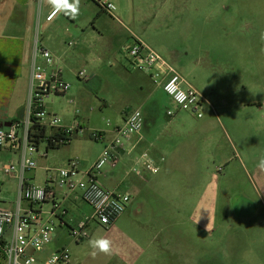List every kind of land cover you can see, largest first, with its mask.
Segmentation results:
<instances>
[{"label": "rangeland", "instance_id": "374dc122", "mask_svg": "<svg viewBox=\"0 0 264 264\" xmlns=\"http://www.w3.org/2000/svg\"><path fill=\"white\" fill-rule=\"evenodd\" d=\"M109 1L117 19L86 1L92 21L95 12L100 19L89 25L80 53L68 45L75 38L65 39L60 63L69 90L43 97L45 110L59 119L77 111L82 129L66 144L48 149L46 158L34 155L36 168L24 177L41 185L43 167H62L69 158L92 164L108 144L94 141L92 132H108L120 124L121 115L141 109L147 100L156 108L151 109L156 119L153 148H159L165 161L148 184L137 180L138 188L122 185L116 190L128 194L125 215L134 214L137 221L106 239L112 247L128 250L135 244L133 231L148 228L151 240L139 249L142 264H264V168L259 166L264 155V0ZM56 26L45 33L36 24L32 33L64 37L63 28ZM132 35L206 99L201 117L175 109L160 87L153 91L147 75L126 66L123 48ZM81 71L83 77L78 76ZM167 109L172 117H166ZM147 120L152 121L149 112ZM108 134V139L114 136ZM44 150L40 144L39 153ZM13 158L15 163L17 156ZM4 163L8 159L0 153V169ZM46 174L53 177L52 171ZM9 178L0 170V209L12 208L17 197V180ZM74 214L89 217L91 210L80 202ZM111 229L90 219L86 239L74 240L65 228L43 252L48 255L63 244L67 264H80L73 258L81 264H111L104 253L93 256L88 244Z\"/></svg>", "mask_w": 264, "mask_h": 264}, {"label": "built area", "instance_id": "2783aa9c", "mask_svg": "<svg viewBox=\"0 0 264 264\" xmlns=\"http://www.w3.org/2000/svg\"><path fill=\"white\" fill-rule=\"evenodd\" d=\"M100 9L115 18V7L109 0H92ZM40 4V1L38 2ZM52 9L45 16L50 21L56 15ZM132 42L123 48L125 62L129 69L140 71L148 76L150 81L170 98L175 109L187 111L196 117H201V109L208 105L206 99L192 87L176 69L150 48L140 38L132 35ZM83 77V72L78 73ZM69 90V83L61 78V70L55 63L52 54L43 48L35 33L32 43L26 110L24 118L0 127V149L7 144H13L17 150V161L2 165L4 175L15 178L18 182L17 197L10 209H0V241L5 264H67L68 251L60 248L51 251L43 261L37 259L52 241L54 229V210H34L41 208L47 201H53L54 193L41 185L30 183L24 177L28 171L36 168L34 155L45 157V152L39 153L37 143L30 136L32 119L40 126L60 130L65 136L78 134L82 129L80 122L74 120L64 125L55 114L48 113L43 106V97L49 94L64 95ZM166 115L172 117L174 112L167 110ZM143 117L139 107L126 113L122 123L113 130L114 136L99 154L96 161L86 169H82L75 158L68 159L62 167L50 170L57 187L63 188L66 194L78 192L81 200L91 209V214L70 230L71 237L76 241L87 238L85 227L87 221L95 220L98 225L108 228L123 214L130 198L103 187L97 180L102 168L109 164L111 167L119 162V149L122 142H127L142 130ZM103 131H93L91 138L96 141L103 139ZM46 139H43V143ZM61 143L60 145H62ZM140 179L146 175L159 172V160L152 158L147 152H141L133 157L128 169ZM26 203L27 207L23 204ZM6 232H9L5 238Z\"/></svg>", "mask_w": 264, "mask_h": 264}, {"label": "crops", "instance_id": "0c3cea01", "mask_svg": "<svg viewBox=\"0 0 264 264\" xmlns=\"http://www.w3.org/2000/svg\"><path fill=\"white\" fill-rule=\"evenodd\" d=\"M39 1L40 4L38 3ZM86 1L87 0H80L79 14L75 19H73L69 15H65L63 12H57L52 20L46 21V14H48L53 9L51 5L47 4L46 0H0V124L9 125V123L11 122L20 121L24 118L26 110L29 62L34 38L32 28L37 24L39 25V28H41V30L45 33L50 30H54V28L57 27V24L60 25L61 28H63L64 37H60L62 35L61 33L57 32V34H55L52 32V34L50 35H43L39 38L41 46L52 54L55 63L61 70L62 67L60 62L66 51L63 49L65 39L67 37H71L72 40L75 38V41H69L68 45H71L75 49V52L80 53L81 51H83V48L81 47L87 42L86 37L89 33V25L92 24V22L93 24L97 23V21L100 19L98 14H96L95 12L96 20L92 21L93 13H91V8H88V4ZM100 11L106 13L101 9ZM114 19L117 18L115 17ZM62 74L63 71L61 70V78L63 79ZM156 89L157 88L155 86L153 88V91H155ZM147 103H149V101L147 100L144 101V103H141V112L143 117L141 132L138 135L133 136L130 141L122 142V145L118 151L119 162L113 167H111L109 164L105 165L104 170H101L100 175L97 177L98 182L103 187L114 191H116L122 185H124L127 189H132L133 187L138 188V181L148 184L152 179H155L157 174L159 173L158 172L153 175H146L145 179L143 180L128 171L133 157L140 154L141 152H147L152 158L159 160V171L160 162L162 164L165 161L164 155L159 151V148L156 146L153 148V142L156 138L154 131L156 119L151 109L155 107L147 105ZM169 103H171V100ZM148 112L152 117V121L147 120ZM48 113L52 114L53 111H48ZM77 114V111H75L74 116L70 118H66L65 116H63V118L60 120L62 124L69 125L75 120ZM125 116V113L121 115L120 124L122 123ZM120 124L116 125L111 130H108V132L103 131V140H105L106 142L109 141L111 138H107V135H110L108 133H113V130ZM148 125L149 128L147 127ZM76 135L77 134H74L72 139L74 137L76 138ZM40 144L45 145V143L43 142ZM44 152L47 155V151L44 150ZM0 153H4L5 158L8 159V163H14L13 156H17V150L13 144H7L3 149H0ZM46 155L44 158H46ZM118 164H120L119 170L117 169ZM80 165L82 169H86L91 164L86 165L85 163H82L80 161ZM43 169L45 172V177L43 183H41V186L52 190L54 193V199L53 201L44 202L41 208L36 207L33 209H41L43 211L54 210L53 221L54 225L56 223L58 228L54 227L53 229L51 241L53 242L54 240H59L61 238V235L64 232L65 228L69 229L68 233L70 235L71 228L75 227L78 222L83 220L82 216L84 215L81 214L80 216H76L74 214V210L78 209V204L80 202H84L81 200L78 192L66 194L63 188L57 187L50 176L46 174L48 168L43 167ZM9 179L16 180L15 178ZM26 180L32 183L31 176L27 177ZM123 180H127V182L123 183ZM103 181H106V184L108 183L111 187L105 185ZM1 187H3L2 182L0 183V191ZM129 203L127 204V206L129 205ZM23 206L27 207L26 203H24ZM126 209L127 208H125L123 214L116 220V222L110 226L112 227V229L102 236L103 238L117 237V232H119L120 230L119 228H133L132 226L136 224L137 218L134 214L129 213L125 215ZM196 218L198 219L199 216H196ZM144 224H146V222ZM116 225L117 230L115 231L114 229ZM120 233L123 234L122 230H120ZM8 234L9 232H6L5 238L8 236ZM133 234L135 236L134 246L130 247L127 250L126 248L120 247L117 244L115 247H112V251L110 254H106V262L109 261L111 264H142V258L140 257L141 251H139V249L141 248V244L146 243L147 240L148 243L150 242L151 232L148 228L142 227L134 230ZM164 247L165 246L160 245V249H163ZM60 248L65 247L63 246V244H60L54 250ZM36 256L39 261H43L46 254L42 252L37 254ZM73 260L74 262H78L80 264L82 261H78L74 258ZM149 261L150 260L146 258V262L148 263Z\"/></svg>", "mask_w": 264, "mask_h": 264}, {"label": "clouds", "instance_id": "9594fccd", "mask_svg": "<svg viewBox=\"0 0 264 264\" xmlns=\"http://www.w3.org/2000/svg\"><path fill=\"white\" fill-rule=\"evenodd\" d=\"M56 12H63L65 15L71 16L73 19L79 14L80 0H46ZM259 166L264 168V155L260 157ZM89 247L93 250L92 255L97 253L110 254L112 251V242L106 238H92L88 241Z\"/></svg>", "mask_w": 264, "mask_h": 264}, {"label": "trees", "instance_id": "16d2710c", "mask_svg": "<svg viewBox=\"0 0 264 264\" xmlns=\"http://www.w3.org/2000/svg\"><path fill=\"white\" fill-rule=\"evenodd\" d=\"M102 10V9H101ZM31 134L30 136L39 145L46 139L45 150L58 148L61 143L66 144L69 142L73 136H65L60 130H55L53 128H46L40 126L35 120L32 119ZM3 242L0 241V264L5 262V257L2 251Z\"/></svg>", "mask_w": 264, "mask_h": 264}, {"label": "water", "instance_id": "95a60500", "mask_svg": "<svg viewBox=\"0 0 264 264\" xmlns=\"http://www.w3.org/2000/svg\"><path fill=\"white\" fill-rule=\"evenodd\" d=\"M8 126V124H0V127H7Z\"/></svg>", "mask_w": 264, "mask_h": 264}]
</instances>
